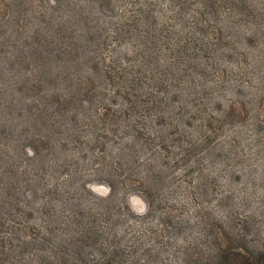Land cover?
I'll list each match as a JSON object with an SVG mask.
<instances>
[{
  "label": "rangeland",
  "instance_id": "rangeland-1",
  "mask_svg": "<svg viewBox=\"0 0 264 264\" xmlns=\"http://www.w3.org/2000/svg\"><path fill=\"white\" fill-rule=\"evenodd\" d=\"M108 246L264 260V0H0V264Z\"/></svg>",
  "mask_w": 264,
  "mask_h": 264
},
{
  "label": "trees",
  "instance_id": "trees-1",
  "mask_svg": "<svg viewBox=\"0 0 264 264\" xmlns=\"http://www.w3.org/2000/svg\"><path fill=\"white\" fill-rule=\"evenodd\" d=\"M102 250H103V255L100 256V259L97 260L96 264H109L112 260L109 253L112 252L114 254V256L117 255V253H115L114 250H112L109 246H108V248L102 249ZM64 262L67 263V261H65V260H64ZM74 262H76V261L74 260ZM71 264H73V263H71ZM257 264H264V260H259Z\"/></svg>",
  "mask_w": 264,
  "mask_h": 264
}]
</instances>
